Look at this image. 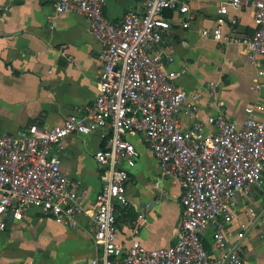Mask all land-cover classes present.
<instances>
[{"label": "built area", "instance_id": "1", "mask_svg": "<svg viewBox=\"0 0 264 264\" xmlns=\"http://www.w3.org/2000/svg\"><path fill=\"white\" fill-rule=\"evenodd\" d=\"M192 1L143 0V14L129 10L113 22L104 13L107 0H52L55 14L82 15L101 46L98 93L91 106L61 124L0 134V235L7 220H21L29 207L68 228L77 216L88 214L79 182L62 172L60 156L67 136L97 134L100 188L90 217L100 254L91 264H255L227 244L225 227L240 210L239 197L247 198L254 189L264 193V121L255 117L263 107H245L242 124L222 114L197 119L201 95L175 85L179 74L163 68L159 47L173 28L191 27ZM245 9H252L249 35L238 33V19L230 16ZM201 36L238 46L252 61L264 57V0H219L213 25ZM183 117L190 120L187 127ZM133 137L153 155L159 180L174 179L181 190V222L175 243L165 248L149 249L138 241L123 247L117 241L116 222L129 207L128 171L140 156ZM153 188L159 192L153 203L159 205L165 192L159 182ZM247 212L254 217L252 208ZM137 221L146 223L143 215ZM208 230L215 254L203 245ZM138 231L135 226L133 234Z\"/></svg>", "mask_w": 264, "mask_h": 264}, {"label": "crops", "instance_id": "2", "mask_svg": "<svg viewBox=\"0 0 264 264\" xmlns=\"http://www.w3.org/2000/svg\"><path fill=\"white\" fill-rule=\"evenodd\" d=\"M218 2L190 4L194 14L191 27L173 28L160 43L162 66L179 74L174 82L177 87L201 95L200 121L222 114L242 124L244 108L256 104L263 111L255 117L264 121V57L252 61L238 46L219 45L201 36L203 29L212 27ZM129 10L143 14V0H107L104 13L117 22ZM247 10L249 17L242 21ZM232 15L238 19V33H252V9L230 11ZM100 53L101 46L82 15L55 14L52 0H0V134H15L33 124L51 128L67 115L91 106L98 93ZM182 122L187 127L190 120L183 117ZM131 141L140 156L128 171L129 207L126 215L118 218L117 241L123 247L132 241L149 249L171 246L182 215L178 182L159 180L151 152L138 137ZM63 145L61 170L79 182L82 206L88 214L77 216L76 225L68 228L39 208L29 207L21 220H7V229L0 235V264H91L99 257L90 216L100 188V168L94 154L102 144L98 135L92 134L67 136ZM155 182L165 192L159 205L153 203L159 195L153 188ZM173 188L177 205L169 201ZM239 207L225 227L227 244L239 248L246 262L264 264V193L254 189L247 198L239 197ZM248 208L254 210V217ZM139 215L144 216L145 224L137 221ZM241 225L246 229L241 231ZM135 226L137 234H133ZM240 232L243 237L238 239ZM203 244L209 254H215L212 230L205 233Z\"/></svg>", "mask_w": 264, "mask_h": 264}, {"label": "rangeland", "instance_id": "3", "mask_svg": "<svg viewBox=\"0 0 264 264\" xmlns=\"http://www.w3.org/2000/svg\"><path fill=\"white\" fill-rule=\"evenodd\" d=\"M196 1L198 2V1H201V2H205V0H194V2L191 4V6L193 5V4H196ZM206 1H209V0H206ZM212 4H214L213 2H211V5ZM249 14H250V10H247V12H246V16L245 17H243L242 18V21H244V20H247L248 19V17H249ZM135 141H137V140H135ZM133 142H134V140H133ZM176 181V180H175ZM176 188H173L172 189V191H171V195H170V199H169V201L170 202H174L175 204L177 203V196H176ZM167 198V197H166ZM177 205V204H176ZM39 211V210H38ZM40 212V211H39ZM42 214V213H41ZM160 247H162V246H160Z\"/></svg>", "mask_w": 264, "mask_h": 264}, {"label": "trees", "instance_id": "4", "mask_svg": "<svg viewBox=\"0 0 264 264\" xmlns=\"http://www.w3.org/2000/svg\"><path fill=\"white\" fill-rule=\"evenodd\" d=\"M166 16H168V17H170L171 16V13H168V14H166ZM118 221V220H117ZM116 224H117V222H116ZM204 245V244H203ZM205 248V247H204ZM206 250V249H205Z\"/></svg>", "mask_w": 264, "mask_h": 264}]
</instances>
